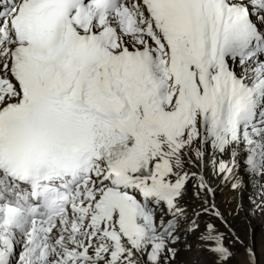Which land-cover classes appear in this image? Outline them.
I'll return each instance as SVG.
<instances>
[{
    "label": "snow or ice",
    "instance_id": "snow-or-ice-1",
    "mask_svg": "<svg viewBox=\"0 0 264 264\" xmlns=\"http://www.w3.org/2000/svg\"><path fill=\"white\" fill-rule=\"evenodd\" d=\"M0 264H264V0H0Z\"/></svg>",
    "mask_w": 264,
    "mask_h": 264
}]
</instances>
